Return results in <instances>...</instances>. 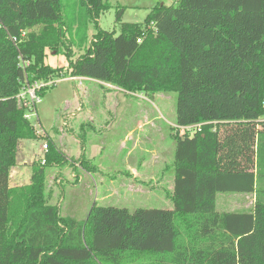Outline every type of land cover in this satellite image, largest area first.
Segmentation results:
<instances>
[{"label": "trees", "instance_id": "trees-1", "mask_svg": "<svg viewBox=\"0 0 264 264\" xmlns=\"http://www.w3.org/2000/svg\"><path fill=\"white\" fill-rule=\"evenodd\" d=\"M81 2L94 19L112 7ZM122 12L117 36L98 29L77 59L64 51L69 71L61 74L151 97L176 93L175 124L193 128L175 136L172 209L94 205L83 221L60 217L45 195V173L66 160L51 144L42 164L32 163L29 183L10 188L18 146L40 138L16 96L25 79L61 75L45 64L46 50L69 51L75 24L60 0H0V264H143L150 256L155 264H264V195L256 191L264 0H177L149 9L142 24L122 23ZM220 193L255 194L253 210L216 213ZM184 220L200 241L181 252Z\"/></svg>", "mask_w": 264, "mask_h": 264}, {"label": "rangeland", "instance_id": "rangeland-1", "mask_svg": "<svg viewBox=\"0 0 264 264\" xmlns=\"http://www.w3.org/2000/svg\"><path fill=\"white\" fill-rule=\"evenodd\" d=\"M60 2L66 22L75 24L74 34L78 30L75 36L66 35L73 44L69 51L60 47L46 50L45 64L61 69L59 74L69 71L64 51L75 60L98 29L119 34L122 26L116 22V13L120 8L122 23L142 24L152 6H174L177 0H105L112 7L98 19L87 12L81 0ZM51 81L54 84L42 92L36 107L38 121L31 120L40 138L18 146L19 165L13 168L26 171L19 175L20 180L15 179L16 171H10V188L29 183L30 171L21 163H31L36 155L34 161L42 164L46 150L41 146L47 144L49 149L51 144L66 160L48 166L45 173V195L60 217L83 221L94 205L130 212L172 209L175 136L186 131L175 124L176 93L159 92L151 97L62 74ZM256 191L264 195V168L256 179ZM254 203L255 194L220 193L215 196V212H251ZM186 225L184 220L180 233L186 242L181 244V252L183 247L197 249L200 241ZM143 264H155V259L150 256Z\"/></svg>", "mask_w": 264, "mask_h": 264}, {"label": "built area", "instance_id": "built-area-1", "mask_svg": "<svg viewBox=\"0 0 264 264\" xmlns=\"http://www.w3.org/2000/svg\"><path fill=\"white\" fill-rule=\"evenodd\" d=\"M28 63L21 62V66L23 69L27 66ZM71 79H77V78H71ZM78 80H82L81 78H78ZM54 83L51 80L47 81H37L33 83L27 82V79H25L23 83V88L21 92L16 96L17 102L22 106V108L25 110L24 118L31 122L32 119H35L38 121L36 107L37 104L41 101V94L42 92L47 88L50 87V85H53ZM193 127H185L181 129H185L187 132L191 131ZM185 131H183L184 133ZM182 133V131H181ZM42 150H47V144H43L41 146ZM43 162V161H42Z\"/></svg>", "mask_w": 264, "mask_h": 264}, {"label": "crops", "instance_id": "crops-1", "mask_svg": "<svg viewBox=\"0 0 264 264\" xmlns=\"http://www.w3.org/2000/svg\"><path fill=\"white\" fill-rule=\"evenodd\" d=\"M157 5H159V4H157ZM164 6V3H162L161 4V6ZM156 5H154V6H152L151 8H153V7H155ZM150 8V9H151ZM69 79H71V78H69ZM78 79V78H77ZM82 79V81L83 80H85V81H88V82H96V81H93V80H89V79H84V78H81ZM96 83H99V82H96ZM21 143H23V142H21ZM20 143V144H21ZM56 151H58V150H56ZM59 152V151H58ZM35 157H36V155H35ZM35 157H34V159L32 160V162L31 163H29V164H23V163H21V165L23 166V165H26L25 167L31 172V165H32V163L34 162V160H35ZM19 162H18V160H16V164H18ZM19 165V164H18ZM13 171H16V178L15 179H17V180H20V177H19V175L21 174V173H24L25 174V168L24 169H20V167H18V166H16L15 168H12V170H11V172H13ZM29 172V178H30V176H31V173Z\"/></svg>", "mask_w": 264, "mask_h": 264}]
</instances>
